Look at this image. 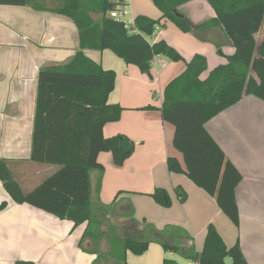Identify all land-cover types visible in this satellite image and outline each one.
I'll return each instance as SVG.
<instances>
[{
  "label": "trees",
  "instance_id": "1",
  "mask_svg": "<svg viewBox=\"0 0 264 264\" xmlns=\"http://www.w3.org/2000/svg\"><path fill=\"white\" fill-rule=\"evenodd\" d=\"M152 1L161 16L154 19L138 15L135 22L140 32L130 33L122 22L110 17L111 11L129 4L125 0H49L48 6L43 0H0V4L33 5L70 18L78 28L80 43L79 51L71 60L46 65L38 76L30 161L56 169L26 190L16 172L15 162L0 158V180L16 203H26L60 219L72 220L76 226L86 223L80 245L85 238L96 242L98 236L108 238L111 249L104 253L96 248L94 264L107 261L108 256L116 264H129V251L141 255L154 242L162 245L165 252L180 253L197 264H249L240 243L228 246L212 223L207 228L202 250L197 251L194 244L184 245L193 240L185 228L166 224L158 229L145 218L138 221L130 201L125 205L116 201L121 191L109 204L92 200L91 173L105 170L99 154L111 152L113 165L121 167L133 154L135 142L123 133L111 137L104 135L105 125L119 120L124 110L120 104L109 102L117 75L115 70L105 69L84 51L110 49L144 73L150 72L155 57L162 54L186 62V69L166 85L160 108L163 120L174 126L173 146L183 155L185 163L183 167L176 156H169L168 170L186 174L215 198L233 224L240 225L236 190L243 176L210 134L206 123L245 96L264 100V40L258 42L255 37L264 21V0H208L216 16L201 24H194L180 8L192 0ZM94 12L101 16L94 18ZM162 20L173 21L184 32L193 31L201 40H208L209 30L221 27L236 51L224 55L217 45L218 53L226 62L202 78L208 68L205 55L195 54L187 61L165 39L151 40ZM142 109L156 107L147 105ZM175 192L181 202L187 200L181 186H177ZM150 195L158 205L172 206L166 188L158 186ZM7 206L8 202L3 201L0 209ZM113 218L122 219V222H114ZM104 224L106 232L94 233L95 226ZM112 234L121 238L120 253H114L119 245L114 242L116 236L112 240ZM14 264L38 263L19 259ZM163 264L178 262L165 257Z\"/></svg>",
  "mask_w": 264,
  "mask_h": 264
},
{
  "label": "crops",
  "instance_id": "2",
  "mask_svg": "<svg viewBox=\"0 0 264 264\" xmlns=\"http://www.w3.org/2000/svg\"><path fill=\"white\" fill-rule=\"evenodd\" d=\"M43 2L48 6L49 0ZM128 2L129 6L135 3L134 0ZM147 2L146 7L134 4L135 18L138 15L154 19L161 16L160 10L152 6H155L153 1ZM192 3L207 9L203 17L192 19L188 7ZM208 6H211L208 0H192L180 8L194 24H201L216 16ZM157 30L158 26L151 40L165 39L169 43L166 32ZM214 30H209L207 35L215 45L214 51L212 54L201 53L208 60V68L202 78L226 62V58L218 53L217 45L224 55H232L236 51L221 27ZM259 36L257 32L258 42L264 40ZM79 49L78 28L70 18L33 5L0 4V158L15 162L16 172L26 190L32 189L56 169L30 161L40 69L68 62ZM84 52L105 69H114L117 73L116 87L109 95V102L120 104L124 110L119 120L105 125L104 135L111 137L123 133L136 143L134 154L121 167L113 165L111 152L99 154L105 173L102 175L99 170L91 173L92 200L109 204L121 191L116 199L120 205H125L130 197L137 207L144 201L158 213L159 219L157 216L150 218L159 227L165 224L185 226L183 228L193 240L186 241L184 245L194 244L197 251L202 250L197 248V242L203 241L204 245L207 227L213 222L228 246L240 243L249 264H264V100L245 96L206 123L210 134L243 176L236 190L240 210V225L237 227L222 212L215 198L196 187L186 174L172 173L167 165L166 168L162 166V170L157 168L164 161L162 143L166 144L167 158L176 156L185 167L183 155L173 146L174 126L163 120L160 108L166 85L186 69V62L167 67L168 64L157 60L156 56V70L148 73L150 80L138 66L126 64L110 49H85ZM192 53L194 50L183 53L184 58L190 60L194 56L190 55ZM152 84H158L157 94L152 95ZM147 105L156 109H142ZM139 160L143 161L146 173L141 172ZM158 186L169 190L177 206L165 208L159 205L158 208L150 197L132 194L151 192ZM177 186L186 192L185 202H181L175 192ZM3 201H7L8 206L0 209V264H14L19 259L38 264H63L66 258L75 263L82 256L90 264L92 258H96L93 251L97 246L88 248L84 244L89 238L83 241V249L80 247L86 223L76 226L72 220L60 219L26 203H16L0 180V204ZM147 252L135 258L129 251L128 263L151 264L154 261L155 264H163L168 253L155 242L150 244Z\"/></svg>",
  "mask_w": 264,
  "mask_h": 264
},
{
  "label": "rangeland",
  "instance_id": "3",
  "mask_svg": "<svg viewBox=\"0 0 264 264\" xmlns=\"http://www.w3.org/2000/svg\"><path fill=\"white\" fill-rule=\"evenodd\" d=\"M135 3L134 4H138L139 6H143V7H146L148 5V2L147 0H134ZM150 4H152V2H149ZM134 4L132 6H128V10L131 14H133V17L135 18V11L134 10ZM152 6L158 11L157 7L154 6L152 4ZM189 10H190V14H191V17L193 20H197L198 18H200V16H204V13L207 9L204 8H200L199 6H197L195 3H192L190 4L189 6ZM210 7L209 9L211 10H214L212 6H208ZM209 11V10H208ZM92 15L94 16V18L98 19L101 14L99 13H92ZM158 19V18H157ZM158 30H162L164 32H166V35L167 37L170 39H167L169 41V43L171 44V46H173L174 48H176L178 50V52L184 57V54L183 53H190L191 51L194 50V53L190 54L191 56L195 55V54H201L202 52H204L205 54H212V52L214 51L215 49V45L212 41H207V40H201L200 38H198L193 31H189V32H184L183 30H181V28L176 24L174 23L173 21H165V20H162L158 25ZM264 21L262 22V26L260 28V30L258 31L259 33V37H261V39L264 37ZM218 28V27H217ZM157 30V31H158ZM214 30V29H213ZM215 31V30H214ZM226 33V32H225ZM206 35H208V33H206ZM215 35V34H214ZM212 35V37L214 36ZM229 37V36H227ZM113 53V52H112ZM119 58V57H118ZM157 60H160V61H165L167 65V67L170 65V64H177L178 62L180 61H175L173 59H171L170 57L168 56H165V55H162V54H159L157 55L156 57ZM124 61V60H123ZM125 62V61H124ZM126 63V62H125ZM156 63V62H155ZM154 61L152 62V67L150 69V72L149 73H152L154 71V69L156 70V65H155ZM127 64V63H126ZM166 69V68H165ZM114 70V69H113ZM117 74V73H116ZM147 76L149 77L150 79V76L148 75L147 73ZM151 80V79H150ZM149 80V81H150ZM151 82V81H150ZM161 84H163V79L161 81ZM153 85V94H157L158 93V89H159V86L158 84H152ZM135 149H136V143H135ZM134 149V151H135ZM162 154L164 155V161L160 164H158L159 166H157V168L159 170H162V166L163 167H167V156H166V144L165 143H162ZM134 154V152H133ZM132 154V155H133ZM131 155V156H132ZM169 157V156H168ZM166 160V161H165ZM139 163V166L142 168L141 172L142 173H146L147 170L145 168V165L143 163L142 160H139L138 161ZM140 169V168H139ZM104 171L102 173V175H104ZM34 178V177H33ZM26 185V184H25ZM196 185V184H194ZM159 187H163V186H159ZM196 187H198L196 185ZM26 189V186L24 187ZM166 188V187H164ZM200 188V187H198ZM167 189V188H166ZM201 189V188H200ZM168 190V189H167ZM169 191V190H168ZM124 192V191H122ZM153 191L151 192H147V193H140V192H131V191H127V193H132V194H138L140 195L141 198H144V197H150V199L153 201V203L155 204L156 207L159 208V205L154 201V199L152 198V196L150 195ZM170 193V192H169ZM170 196L172 198V206L175 204V206H177V204L175 203L174 199H173V196L171 195L170 193ZM130 197V196H129ZM131 200H129L132 204V207H133V210H134V214L136 215V219L138 221H142V219H146L147 221H151L152 224L158 228V229H162L166 226V224L162 227H159L153 219H151L153 216H157V219H159V215L157 212H155L148 204L144 203V201H142V203L137 207L135 202L133 201V198L130 197ZM151 217V218H150ZM113 221L114 222H118V223H121L122 220L121 219H116V218H113ZM110 222H112V218L110 220ZM212 224L214 225V223L212 222ZM181 226V224H180ZM215 226V225H214ZM181 227H185V226H181ZM186 228V227H185ZM208 228V227H207ZM107 230V225H100V226H95V230L94 233H98L99 231H105L106 232ZM113 236H116V234H112V240H113ZM91 239V238H89ZM89 239L85 240L84 241V244L86 245V247L88 248H93L95 246H97L98 249H100V251L104 252V253H108L109 250L111 249V241L108 240V238L106 237H100L98 236V241H94L92 239V241H90ZM114 242H117L118 243V248L117 249H113L114 250V253L115 251L117 253H120L121 251V245H120V242H121V238L119 236H116L114 238ZM113 242V241H112ZM203 246V241H198L197 242V248L198 249H201ZM80 247L82 248V246L80 245ZM114 247V246H113ZM150 247V246H149ZM83 249V248H82ZM149 250V248H148ZM147 250V251H148ZM146 251V252H147ZM145 252V253H146ZM151 252V251H150ZM143 253V254H145ZM148 253V252H147ZM96 254V253H95ZM143 254L141 255H137V254H133L135 255L134 257L135 258H138V257H141ZM149 254V253H148ZM147 254V255H148ZM51 255V254H50ZM50 255L48 256V259L50 258ZM87 255V254H86ZM145 255V256H147ZM138 256V257H137ZM109 258H107L105 260H101L99 264H113L114 261H113V258H110V256H108ZM166 258H170V259H174L178 262V264H193L194 262L189 260V259H186L184 258L180 253H177V252H168L166 255H165ZM96 258H97V254H96ZM96 258H92V261L90 262V264H94ZM63 264H87L86 262V258L85 256H82L79 258V260H76V262L74 263L72 261V259L70 258H66L64 261H63ZM151 264H155L154 261H152ZM159 264V263H157Z\"/></svg>",
  "mask_w": 264,
  "mask_h": 264
},
{
  "label": "built area",
  "instance_id": "4",
  "mask_svg": "<svg viewBox=\"0 0 264 264\" xmlns=\"http://www.w3.org/2000/svg\"><path fill=\"white\" fill-rule=\"evenodd\" d=\"M128 6L129 4H123L121 5L120 8L111 11L110 17L116 19L117 21L122 22L124 24V27L128 30V32L138 33L140 31L136 25L135 18L130 16ZM193 264H197V262H194Z\"/></svg>",
  "mask_w": 264,
  "mask_h": 264
}]
</instances>
